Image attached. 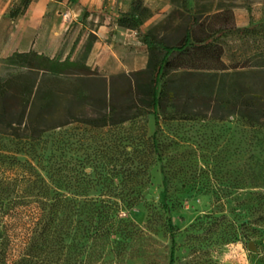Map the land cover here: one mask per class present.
<instances>
[{
	"label": "rangeland",
	"instance_id": "obj_1",
	"mask_svg": "<svg viewBox=\"0 0 264 264\" xmlns=\"http://www.w3.org/2000/svg\"><path fill=\"white\" fill-rule=\"evenodd\" d=\"M10 2V9L19 3ZM36 2L44 6L36 50L79 59L92 34L95 42L87 56L90 74L57 76L56 83H69L74 95L60 104L69 116L58 115V122L67 123L46 133L39 146L44 159L34 164L44 175L48 161L102 173L107 182L100 190L124 187L122 161L149 162L138 186L144 200L131 214L137 232L116 264H264V119L254 120L241 113L244 104L227 101L234 93L245 101L264 97L258 58L264 51V0ZM26 13L9 16L11 43L0 48L4 55L16 49L13 36ZM123 14L137 16L143 33L169 45L182 41L195 18L193 40L214 45L208 55L175 58L162 82L169 90L159 124L149 106L150 52L141 32L119 25ZM253 27L256 33L225 30ZM8 57H0V81L27 72ZM78 91L84 93L79 100ZM3 141L18 159H32L17 152L12 138Z\"/></svg>",
	"mask_w": 264,
	"mask_h": 264
},
{
	"label": "trees",
	"instance_id": "obj_2",
	"mask_svg": "<svg viewBox=\"0 0 264 264\" xmlns=\"http://www.w3.org/2000/svg\"><path fill=\"white\" fill-rule=\"evenodd\" d=\"M18 1L10 9L12 19L25 14L34 0ZM88 14L85 10L84 15ZM196 22L193 18L180 43L169 45L143 33L137 16L123 14L118 18L120 26L141 32L150 52L153 75L149 106L157 124L169 90L167 86L163 89L162 82L175 58L203 52L208 55L214 47L212 40H193L192 29ZM225 30L258 31L256 27ZM94 42L92 34L79 59L71 56L62 59L34 48L15 51L7 58L10 64L27 72L9 75L0 81V142L12 138L17 152L25 151L32 159L22 161L4 144L0 145V264H116L137 232L131 214L144 200L138 186L148 176L149 162L136 158L122 161L119 173L124 187L100 190L97 187L107 182V176L102 173L96 176L86 170L70 168L67 161L63 165L48 161L43 165L47 169L44 175L33 162L39 158L41 164L44 159L39 146L46 142V133L67 123L58 122V115L69 116L68 110L61 109L60 104L74 95L69 83H56L57 76L90 74L87 56ZM214 49L220 56L221 48ZM258 58L264 66V51ZM203 62L201 66L212 68ZM75 94L77 100L84 95L82 91ZM227 101L235 106L244 104L241 113L248 111V117L254 120L264 119V97L245 101L242 94L234 93ZM155 138L154 134L153 146L157 150ZM163 181L166 185V176Z\"/></svg>",
	"mask_w": 264,
	"mask_h": 264
},
{
	"label": "crops",
	"instance_id": "obj_3",
	"mask_svg": "<svg viewBox=\"0 0 264 264\" xmlns=\"http://www.w3.org/2000/svg\"><path fill=\"white\" fill-rule=\"evenodd\" d=\"M34 4L35 6L33 7ZM10 7V0H0V23H2V26L0 27V48H3L2 50H4L5 47L9 46L11 43V25L8 15L10 12ZM43 8V4L37 2L32 3L30 7H28L26 19L19 25L16 33L13 36V42L14 44H17L16 49L6 55L0 52V57L10 56L15 51H29L31 48L35 49L34 41L37 35V23L42 17ZM4 17L7 18L5 19ZM26 22H29L30 25L27 26ZM18 47L20 49H17Z\"/></svg>",
	"mask_w": 264,
	"mask_h": 264
},
{
	"label": "bare ground",
	"instance_id": "obj_4",
	"mask_svg": "<svg viewBox=\"0 0 264 264\" xmlns=\"http://www.w3.org/2000/svg\"><path fill=\"white\" fill-rule=\"evenodd\" d=\"M35 6V4L33 5V7Z\"/></svg>",
	"mask_w": 264,
	"mask_h": 264
}]
</instances>
